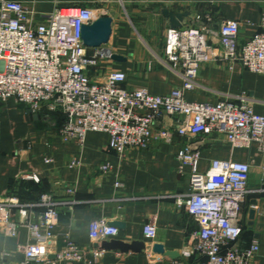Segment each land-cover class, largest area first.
<instances>
[{"label": "built area", "instance_id": "2783aa9c", "mask_svg": "<svg viewBox=\"0 0 264 264\" xmlns=\"http://www.w3.org/2000/svg\"><path fill=\"white\" fill-rule=\"evenodd\" d=\"M102 1L79 0L59 6L44 14L46 22L34 23L33 11L25 1L0 0V99L13 97L34 111L46 108L61 113L64 123L59 134L64 141L83 145L89 131L107 132L110 147L121 157L129 149L148 147L153 140L169 141L171 131L156 130V125L172 117L178 134L187 139L178 159L179 170L188 174L190 183V191L178 194L176 203L191 214L198 228L190 233L181 258L171 264H250L261 244L260 238L254 237L249 246H242L243 207L253 191L249 184L252 166L233 159H213L210 168L201 171V145L203 138L213 133L225 135L234 148L258 144L263 154L258 190L264 191V115L254 111V100L245 92L235 99L211 103L189 101L185 91L196 87L201 66L209 62L225 61L230 68L241 63L264 74V9L255 33L243 43L239 41L240 23L233 19L216 26L209 14H197L195 25L169 27L163 62L180 74L183 83L169 94L155 95L125 87L123 70L100 75L103 57L111 58L114 53L104 46H87L82 31L84 25L106 14L98 6ZM80 165L79 159L70 163V167ZM111 168L110 164L101 165L103 171ZM27 177L39 180L35 174ZM66 203L70 201L43 193L39 218L17 221L12 207L24 211V206L17 199L0 201V229L16 236L22 223L34 241L23 246L25 258L19 264H102L103 249L89 252L69 235L53 255L48 251L45 241L55 237L53 228ZM89 232L93 241L101 242L116 237L119 228L101 218L91 221ZM143 232L145 238L154 239L157 227L150 221Z\"/></svg>", "mask_w": 264, "mask_h": 264}, {"label": "crops", "instance_id": "0c3cea01", "mask_svg": "<svg viewBox=\"0 0 264 264\" xmlns=\"http://www.w3.org/2000/svg\"><path fill=\"white\" fill-rule=\"evenodd\" d=\"M21 1L33 11V22L43 23L47 21L44 14L79 0ZM98 6L113 19L110 40L103 46L123 57H103L100 75L123 70L127 75L125 87L166 95L183 83L180 74L163 62L166 33L172 23L195 25L197 14H209L216 26L226 19L237 20L239 41L243 43L261 21L264 0H103ZM196 81L194 89L185 91L187 100L216 103L245 92L254 100V111L264 115V74L252 72L241 63L230 68L225 61L209 62L201 66ZM63 123L64 116L59 112L46 108L34 111L13 97L0 99V201L17 199L24 206V211L20 206L12 207V217L17 221L37 220L43 211L38 205L41 195L51 193L58 200L70 201L60 208L53 228L55 237L45 241L51 255L69 235L89 252L103 249L102 264H171L181 258L198 224L176 203L178 194L190 191V183L188 174L180 172L178 159L187 139L178 134L173 118L167 116L156 125V130L171 131L169 141L153 140L146 148L127 150L124 157L110 147V135L104 131H89L83 145L64 141L59 134ZM201 150V171L208 170L213 159L251 164L249 184L253 191L243 207L242 246H249L254 237H259L260 249L250 264H264V191L258 190L263 179V154L258 144L234 148L225 135L213 133L203 138ZM48 157L52 160L47 161ZM74 159H79L81 165L70 167ZM106 164L112 167L109 171L101 169ZM30 174L39 180L28 178ZM71 188L74 193H69ZM251 209L256 211L253 220ZM101 218L125 225L110 240L142 241L145 248L124 252L101 247L103 241H93L89 232L91 221ZM150 221L157 227L154 239L145 238L143 232ZM31 242L28 228L22 223L16 236L0 229V264H19L25 258L23 246ZM157 243L179 256L155 251Z\"/></svg>", "mask_w": 264, "mask_h": 264}, {"label": "water", "instance_id": "95a60500", "mask_svg": "<svg viewBox=\"0 0 264 264\" xmlns=\"http://www.w3.org/2000/svg\"><path fill=\"white\" fill-rule=\"evenodd\" d=\"M181 18V17H179ZM175 20V19H173ZM112 23L113 19L110 16L103 15L97 18L93 23L83 26V40L84 43L89 47H100L104 44L108 43L112 34ZM179 24L172 23V27H177ZM112 58L115 60H123V57L119 54H113ZM253 204H256V201H253ZM255 209L250 210V220H253L255 217ZM111 226H115L118 228H123L125 225L119 221H113L110 223ZM101 247L105 249H120L121 251L127 252L130 249L134 251H141L145 248V243L142 241H133L131 243H127L120 239H112L110 241L105 240L101 243ZM154 250L163 253L166 255H170L171 257H178L179 253L175 251H167L165 250L162 244H156L154 246Z\"/></svg>", "mask_w": 264, "mask_h": 264}, {"label": "trees", "instance_id": "16d2710c", "mask_svg": "<svg viewBox=\"0 0 264 264\" xmlns=\"http://www.w3.org/2000/svg\"><path fill=\"white\" fill-rule=\"evenodd\" d=\"M63 116V115H62ZM244 233V232H243ZM243 235V234H242Z\"/></svg>", "mask_w": 264, "mask_h": 264}, {"label": "rangeland", "instance_id": "374dc122", "mask_svg": "<svg viewBox=\"0 0 264 264\" xmlns=\"http://www.w3.org/2000/svg\"><path fill=\"white\" fill-rule=\"evenodd\" d=\"M138 30V29H137Z\"/></svg>", "mask_w": 264, "mask_h": 264}]
</instances>
